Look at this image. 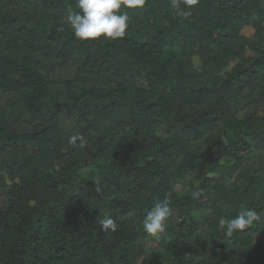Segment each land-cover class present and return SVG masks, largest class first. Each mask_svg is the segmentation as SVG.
I'll return each instance as SVG.
<instances>
[{
    "label": "trees",
    "instance_id": "1",
    "mask_svg": "<svg viewBox=\"0 0 264 264\" xmlns=\"http://www.w3.org/2000/svg\"><path fill=\"white\" fill-rule=\"evenodd\" d=\"M177 7L146 0L124 38L79 40L77 0H0V264H264V220L219 229L264 216V0ZM187 175L200 183L180 193ZM165 194L156 240L142 221Z\"/></svg>",
    "mask_w": 264,
    "mask_h": 264
},
{
    "label": "clouds",
    "instance_id": "2",
    "mask_svg": "<svg viewBox=\"0 0 264 264\" xmlns=\"http://www.w3.org/2000/svg\"><path fill=\"white\" fill-rule=\"evenodd\" d=\"M199 2L200 0H183L185 9L177 7L176 15L183 18L191 16V9ZM145 3L146 0H77V7L80 11L69 9L66 20L79 40L96 39L102 36L116 40L124 38L129 29L130 20L127 9L143 7ZM63 30V27L59 29V31ZM69 143L81 149L86 146L81 134L72 135ZM96 185L97 190L100 191L97 182ZM173 215L170 194H165L163 199L157 198L150 208L145 209L142 227L149 237L159 240L166 233ZM262 220L264 216L255 209L242 208L231 219L220 218L219 229L231 238L234 233H240L254 225H259ZM98 224L104 232H115L119 227L115 218L110 215L99 218Z\"/></svg>",
    "mask_w": 264,
    "mask_h": 264
},
{
    "label": "rangeland",
    "instance_id": "3",
    "mask_svg": "<svg viewBox=\"0 0 264 264\" xmlns=\"http://www.w3.org/2000/svg\"><path fill=\"white\" fill-rule=\"evenodd\" d=\"M254 29L252 27H246L244 30V34L247 36L253 35ZM190 48V47H189ZM253 53L251 51H248L245 56L252 55ZM195 63H199L197 57H194ZM238 60L236 59L235 62ZM73 71L72 68H66L63 70V74L66 76L72 75ZM63 125L68 128L70 127L71 124V117L69 116H64L62 119ZM252 151L250 153V161H255V162H264V147H259L256 145V142H252ZM85 175H88L87 172L84 173ZM199 181L196 180L192 175H187L182 181L175 183L176 189L180 192H189L192 188V186L197 187L199 185ZM197 218H199V214L196 215ZM202 218V217H201ZM202 256H206L205 251L201 252Z\"/></svg>",
    "mask_w": 264,
    "mask_h": 264
}]
</instances>
